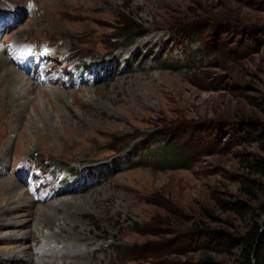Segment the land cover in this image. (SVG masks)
Wrapping results in <instances>:
<instances>
[{"label": "rangeland", "instance_id": "1", "mask_svg": "<svg viewBox=\"0 0 264 264\" xmlns=\"http://www.w3.org/2000/svg\"><path fill=\"white\" fill-rule=\"evenodd\" d=\"M263 33L264 0H0V264L227 262L201 235L264 223L244 165L264 152L236 123L264 130ZM23 45L46 54L27 72Z\"/></svg>", "mask_w": 264, "mask_h": 264}, {"label": "trees", "instance_id": "2", "mask_svg": "<svg viewBox=\"0 0 264 264\" xmlns=\"http://www.w3.org/2000/svg\"><path fill=\"white\" fill-rule=\"evenodd\" d=\"M253 104L255 105V102ZM236 123L238 129L253 135L254 138L261 142V150L264 152V130L262 129V123L253 118H248L247 120L242 118ZM166 144L169 149V151L165 152L166 161L172 155L179 167H185L184 164L188 161L186 155L179 150L173 141L169 140ZM244 165L251 176L264 175V159L255 158L247 160ZM242 183V190L245 191L246 195L249 197L254 196L255 181L247 178ZM222 207L225 212L234 213L238 217H241V219H245L248 216V206L242 201L224 202ZM262 212H264V208H262ZM206 231L201 235V239H203V235L207 237V239L203 240L202 247H207V250L215 253V255H224L229 260L227 262H218L215 258L206 257L196 264H264V223L260 224L257 219L245 233L239 234V236L218 229Z\"/></svg>", "mask_w": 264, "mask_h": 264}, {"label": "bare ground", "instance_id": "3", "mask_svg": "<svg viewBox=\"0 0 264 264\" xmlns=\"http://www.w3.org/2000/svg\"><path fill=\"white\" fill-rule=\"evenodd\" d=\"M0 67H1V65H0ZM12 68V67H11ZM11 75H13V74H11ZM20 76V75H19ZM10 77V76H9ZM15 77V76H14ZM9 81H12V78L11 79H9ZM17 223L18 222H15L14 224L15 225H17ZM54 223V222H53ZM52 224V223H51ZM62 243L60 242V244L57 246V247H48V244H43L44 246L42 247V248H40V249H38V250H36L35 252H34V254H37L38 256H41V257H47V255H48V253H50V252H53V253H55L54 252V250L56 249V248H58V250H59V252H61V253H64V254H71V252L69 251L68 252V250H67V248L66 247H62V248H59L60 247V245H61ZM49 249V250H48ZM59 252H58V254H59ZM30 259V258H29ZM46 261V260H45ZM43 264H52V262L51 261H49V262H43ZM54 264V263H53Z\"/></svg>", "mask_w": 264, "mask_h": 264}]
</instances>
